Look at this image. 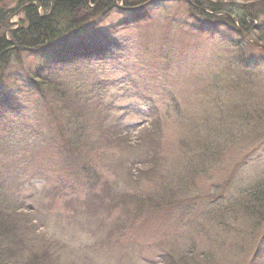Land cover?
<instances>
[{
	"label": "rangeland",
	"instance_id": "rangeland-1",
	"mask_svg": "<svg viewBox=\"0 0 264 264\" xmlns=\"http://www.w3.org/2000/svg\"><path fill=\"white\" fill-rule=\"evenodd\" d=\"M252 5L255 12L262 11L260 4ZM19 19L16 15L11 23L16 27ZM263 19L261 24L248 20L246 26L253 28L246 41L235 19L233 25L210 22L200 18L186 0H154L146 10L115 13L79 40L70 41L67 48L78 41L106 49L121 43L120 54L105 55L95 65L101 85L94 100L99 93L102 107L109 108L114 101L123 109H134L140 100L134 93L136 84L155 99L160 119L153 126L141 118L127 119L118 129L113 110L101 129L87 123V130L74 135L72 128L65 130L69 112L53 97L51 104L65 115L56 119L60 132L73 145V151H66L51 145L59 139L46 127L47 110L39 109L35 115L40 124L32 114L18 116L14 130L0 137V143L12 147L0 151V163L12 162L5 154H14L13 160L22 162H14L9 172L19 165L29 173L26 183L34 184L27 185L23 197L35 195L31 200L35 216L17 213L11 218L7 211L0 212L1 220L13 229L9 237L15 238L9 246L11 264L261 261L264 242L259 249L258 241L264 234V209L256 216L258 211L250 213L247 206L249 194L264 186V44L249 46L264 33ZM63 52L57 48L22 58L35 71L52 61L57 64ZM13 68L5 94L36 105L40 100L22 67ZM129 121L142 124L126 131ZM15 131L33 138L25 151L20 149V138L14 139ZM76 162L99 177L98 190L104 187L107 198L102 202L122 199L130 206L119 230L112 231L115 217L104 221L105 211L92 220L79 216L81 202L76 200L83 201L86 184L75 181L77 173L83 175ZM4 181L13 183L11 178ZM5 194L0 187L4 197L0 203H13L14 194L10 190ZM116 232L122 235L109 240V233Z\"/></svg>",
	"mask_w": 264,
	"mask_h": 264
},
{
	"label": "trees",
	"instance_id": "trees-1",
	"mask_svg": "<svg viewBox=\"0 0 264 264\" xmlns=\"http://www.w3.org/2000/svg\"><path fill=\"white\" fill-rule=\"evenodd\" d=\"M186 1L190 4L191 9L203 20L210 22L221 20L231 24L233 21L229 16H232L236 21H239L242 29L246 33H249L253 28V26H246L248 20L261 24V20L264 18V0H241L244 2L242 5H237L235 3L236 0ZM153 3L152 0H0V93L6 91V82L12 76V70L14 72L13 67L16 65L22 67L21 69L23 71L21 70V73L24 77L26 76L25 74L30 75L31 79L25 77L26 81L30 83L33 92L38 96L37 99L40 100L36 101L35 111L40 112L39 109H42V112H44V110H47L46 118L48 120L45 124L49 128H52L61 140L58 147L56 145L57 141L51 143L54 148L73 151V145L66 141L64 135L61 134L62 130L59 127L60 121H56L58 118L64 119L65 115L61 113L62 110L59 107L55 109L49 99L54 101L53 99L55 98V101H58L64 106L63 111L66 114L69 112V120L68 123L65 122L67 123L65 130L71 131L72 128L74 135H77L75 131L87 130V123L88 125H96L101 129L100 124L103 125L104 121L108 120L109 111L111 114L113 110L117 112V115L114 116L115 120H113L114 127H118L119 129V126H121L120 122L123 124L125 120L133 118L135 116L134 114H136V109L133 111H130L128 108L127 110H123L121 105H116L112 101V104L108 106L110 108L109 110L107 106V109L102 107L101 94L98 93L95 100L94 97L96 89L101 85L99 82V70L95 65L103 60L105 55L109 56L113 54L114 56L120 54V51H123L120 50L121 45L116 46L114 49H106L78 41V44L74 47L67 48V46L70 41L81 37L82 34L109 19L113 14L140 12L141 10H146ZM253 3L260 4L262 11L255 12ZM17 14H19L20 19L19 25L15 27L10 21ZM257 36L256 43L263 45L264 33ZM243 44H246V41ZM57 48H63V50L69 51L70 53L67 57L63 56L64 58H60L57 66L53 65L56 70L53 66L40 67L34 71L35 74H32L28 70V66H26L22 55L38 56L50 51L52 52ZM61 76L64 81L60 79ZM21 80L23 83L25 82L23 78ZM135 94L140 97L139 102L144 105H148L152 97V95H147L143 89H139ZM28 106L29 104L23 102L22 97H17L14 103L10 101L0 102V137L3 136L2 134L5 135L11 130H14L16 125H18V116L24 114H28V116H30L29 114L33 115ZM13 114L16 115V120L14 118L12 119ZM159 119L160 115L158 114V118L154 124L159 122ZM34 120V122H37L40 119L38 116H34ZM18 138H20V144L23 145L20 148L22 151H25L23 150L24 146L31 145V140L29 139H33L29 135L16 134L14 139ZM10 148L12 147L10 146ZM3 150L9 149L0 143V151ZM4 156L8 159H10L9 156L13 157L10 154H5ZM77 164L79 165L80 171H83L81 172L83 175L77 173L76 177L79 179L85 177V181L89 187V199L86 201V204L94 208L95 203L93 200L97 202L100 200L103 206L106 207L105 203L102 202L104 199H107L103 197L106 195L104 187L101 191H98V185L95 186L94 184V182L98 181L97 178L99 177L97 175L90 176V174L95 175V171L89 173L88 170L90 169H83L85 167H82L80 163ZM11 166V162L3 166L0 163V186L8 187L10 185V189H6L5 195L10 190V193H13L16 197L13 203H10L8 200L0 203V212L4 214L7 211L8 215L14 218V214H22L24 213L23 211L28 209V202L22 196L20 187L19 193L16 195L17 192L11 189V184L4 181V179L11 178L18 185L25 176L26 172L24 169L18 167L14 171L9 172ZM249 197L250 204L247 206L249 212L258 211L256 216L260 215L261 213L259 211L264 209V186L252 191ZM0 198L4 199L1 195ZM129 207L126 202H122V199L111 200L109 217L114 215L115 217L122 216L125 218L130 210ZM119 229L120 227L116 228V230ZM11 230L13 229H10L9 224L3 222L0 217V264H11L8 257L11 252L9 246L13 245L15 239L13 238L12 240L9 237L13 235ZM2 255H6V258H2Z\"/></svg>",
	"mask_w": 264,
	"mask_h": 264
},
{
	"label": "bare ground",
	"instance_id": "bare-ground-1",
	"mask_svg": "<svg viewBox=\"0 0 264 264\" xmlns=\"http://www.w3.org/2000/svg\"><path fill=\"white\" fill-rule=\"evenodd\" d=\"M47 53H50V52H47ZM69 53H70L69 51L64 50L63 55H62L61 58H64L63 56L67 57ZM47 55H48V54H47ZM35 57H36V56H35ZM58 61H59V60H58ZM57 64H58V62H57ZM57 64H56L55 61H52V62H50L49 64H44V65H43V68H44V67H50V66H53V65H54V66H57ZM2 66H3V63H2ZM27 68H28V70H30V71L32 72V74H35V72L33 71V69H32L31 66H28ZM39 68H40V67H39ZM39 68H38V69H39ZM36 70H37V69H36ZM36 70H35V71H36ZM25 75H26L25 77H27L28 79H31L30 75H27V74H25ZM19 98H20V97H19ZM16 99H17L16 96H12V97H10V98H6V94H5L4 91L0 93V102H2V103H4L5 101H10V102H13V103H14V101H15ZM21 116H24V115H21Z\"/></svg>",
	"mask_w": 264,
	"mask_h": 264
}]
</instances>
